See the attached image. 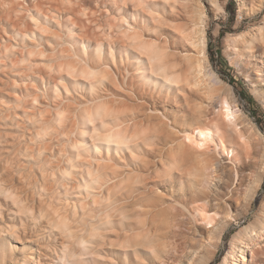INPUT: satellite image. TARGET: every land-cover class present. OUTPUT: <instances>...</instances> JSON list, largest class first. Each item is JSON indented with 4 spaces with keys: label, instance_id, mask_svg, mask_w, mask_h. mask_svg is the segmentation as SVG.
<instances>
[{
    "label": "rangeland",
    "instance_id": "obj_1",
    "mask_svg": "<svg viewBox=\"0 0 264 264\" xmlns=\"http://www.w3.org/2000/svg\"><path fill=\"white\" fill-rule=\"evenodd\" d=\"M196 1L0 0V264H17L21 252L37 247L42 263L68 264L60 258L66 233L54 219L77 193L72 224L97 252L77 264H136L118 244L137 233L145 241L151 232L148 242L164 250L156 259L143 252L151 246L143 247L141 264H190L199 252L193 264H222L239 232L253 234L260 223L254 254L227 264H264V79L256 76L258 68L264 73V0ZM152 52L154 66L182 77L197 62L201 95L137 78L139 62L147 66L145 53ZM223 100L243 117L238 130L246 140L233 138L241 160L229 164L215 134L222 163L205 191L207 209L189 190L188 172H176L167 155L197 134L196 124L220 123ZM155 116H164L167 133ZM105 131L119 132L120 142L96 138ZM99 142L118 148L98 156L92 145ZM81 147L88 153L78 156ZM76 162L85 165L70 175ZM44 180L52 192L44 191ZM209 209L226 226L211 245ZM229 214L235 220L227 221Z\"/></svg>",
    "mask_w": 264,
    "mask_h": 264
},
{
    "label": "bare ground",
    "instance_id": "obj_2",
    "mask_svg": "<svg viewBox=\"0 0 264 264\" xmlns=\"http://www.w3.org/2000/svg\"><path fill=\"white\" fill-rule=\"evenodd\" d=\"M194 1H196V0H194ZM196 2L199 3V1H196ZM7 7H8V5H7ZM4 21H6V20H4ZM192 27H194V26H192ZM189 28H190V26H189ZM198 29H200V27H198ZM54 36H55V34H53L52 38H54ZM17 37H18V35H17ZM89 37H91V36H89ZM202 43H203V41H202ZM141 45L145 46V45H147V42L143 41V42H141L140 46ZM203 46H204V44H203ZM190 48H193L192 45H191ZM169 50H171V49H169ZM145 54L147 55V58L145 60L147 61L148 65L145 66V64H143V62H139L140 66H139L138 70L135 72V76L137 78H139L141 80H148V81H153V82H161V83H163L165 85H168L170 88L175 87L177 92L182 93V94H187L188 96H191V95L197 96V95H199L201 93L200 92L201 88H200V84H199V80L200 79L198 80V74L201 71H200V67L196 64L197 62L195 63V65H191L189 67V72L187 74H185L184 77H182V73L181 72L172 73V72H168V70H167V68L165 66H154L152 63L155 61L156 56H155V54L153 52L150 53V54H147V53H145ZM196 54H195V56H196ZM138 58H141V57L138 56ZM199 62H200V65L203 66V64H201L202 61H199ZM68 66L72 70H75L73 65H68ZM202 69H204V68H202ZM256 71H258L257 74H256L257 78L258 79H261V78L264 79L263 71L260 68H258V70H256ZM82 72H84V71H82ZM203 74H205V73H202V75ZM203 80H204V78H203ZM30 81H32V80H30ZM205 96H206V93H205ZM75 102H76V100H75ZM185 102L188 103V98H185ZM205 104H207V103H205ZM216 110H218V109H216ZM219 111L221 113L220 116H222V121L220 123L213 124V125L210 124L211 127H201L198 124H196L197 125L196 126L197 134L196 133L195 134L192 133V134H189L188 136H185L184 137V142H180V143H178L176 145L175 148H171L169 153H168V155H167L169 157V160H171V162H172V168L174 170H176V172H178V171L180 172L181 170H186V172H188L187 173V175H188L187 176L188 177L187 178V186H188L189 190L194 193L193 194L194 197L198 198L197 201L202 202L204 204L203 207H205L207 209H208V207L210 208L212 206L211 205L212 201L210 200L209 196L205 193V191L209 190L210 186L212 185L213 181L215 180L217 168H218L219 163L221 162V161H219V160H217L215 158V156H218V152H217V149H216V142L214 140L215 134H217V132L220 133V151H221L220 154H221V157H222L223 160H228L229 164L236 163L237 161L241 160L238 148L237 147L235 148V146L232 144L233 143V138L237 136L239 138L240 142L244 139V138L243 139L241 138L240 131L238 130V122L239 123L241 122V121H238L241 118L239 113H238V111L237 110H233V107L231 106V104L227 100H223L222 101V103L219 106ZM97 112H98V110H97ZM197 113H198V110L196 108V105L194 104L193 107H192V115H193V117L196 116ZM215 114H217V113H215ZM90 117H91V114L89 113L88 114V118H90ZM155 120L157 121L156 124L164 132H166L167 131V128H166L167 127V123L164 121L165 120L164 116L163 117L155 116ZM205 121H206V119H205ZM214 130H215L216 133H214ZM81 134H82V132H81ZM60 135H62V134H60ZM166 136L168 137V135H166ZM66 137H68V136H66ZM96 138L99 139V140H106V139L109 140V141L112 140L114 142H117L116 140H118V142H120V139H121L119 132H117L116 134H106V131H105V133L103 135L97 134ZM244 140H246V139H244ZM193 145H196L197 148L196 147L195 148L197 150H200V151H197L193 147ZM243 145H245V144H243ZM111 147L116 148L115 150H117L118 145L117 144L110 145L108 143L107 144H103V143L99 142L97 144H93L92 145V151H93V153L95 155L100 156L99 154H101V150L105 148V150L107 152V155L109 156L110 155L109 151H110ZM81 153H83V154L86 153L87 154L88 152H87V150L85 148L81 147L80 152H78L77 155L79 156ZM198 160L201 161V165L198 163L199 162ZM83 165H85V163H83V164H81L80 162L79 163L76 162L75 164L72 163L69 166V168H68L69 174L70 175L78 174L80 172L81 166H83ZM235 166H234V168H235ZM174 185H175V183H174ZM43 187H44V191L48 192V193L52 192V190H53V185L51 184V181H48V180H44L43 181ZM1 190L3 191L4 188H2ZM77 194H75V195H73L71 197L68 196V197L65 198L64 204H62V206H60V208L56 210V216H55V219H54L55 225L58 228H61L66 233L67 240L64 237H62L64 239V241L62 240L63 243L61 245L62 250L60 252V258L63 261H67L68 264H77V262H79L80 260L84 259V258H81L82 256H84V255H94V254L97 253L96 249L91 244V241L88 240V239H85V238H80L78 236L77 227L75 226V223L72 224L73 219H71V218L72 217L74 218V214H73V216H72V214H70V212L72 211L71 208H70L71 207L70 204L73 206V209H75V207H76L75 205L77 204L76 202L79 201V198H80V196L77 195ZM199 208H200V206H199ZM201 210H202V208H201ZM202 211H204V210H202ZM212 212L213 211L210 210V209L205 212V216H206V221L205 222H206L207 225H209V226L211 225V230L208 233V235H209V241H208L209 245H211L212 239L215 236H220L225 231V228H226L224 222H223V225L219 224V222L215 218V216L217 214L212 213ZM197 215H198V213H197ZM226 220L227 221H232V220H235V218L231 214H229V215H227ZM153 225L155 226L154 223H153ZM155 228H157V226ZM262 229H263L262 223H260L259 226L256 227V229H253V234H251L248 231V228H245L242 231H240L238 236L234 240H232V242H231L230 249H229L230 250L229 251V257L225 258V260L223 261L222 264H227V259H229V258H230V260H238L241 263H244V261H245L244 260L245 251H249L252 254H254L253 243L257 242V240L259 238H261V234L258 233V232H259V230H262ZM140 235H141V233H137L136 235H133V236H126L125 235L123 237V240H121L120 243L118 244L119 247H120L119 251L122 252V254H123L125 259H132L133 263L141 264L139 261H141V259H143L142 254H141V252L143 251L142 250L143 247L151 246L150 251H148V252L143 251V252L146 253V254H149V255H151V257L157 259L158 258V253L164 250V246L163 245H152L153 243L148 242L149 238L152 239L154 237V233H152V232L147 234L148 236H146L147 238H146L145 241L143 239H141ZM78 239H80V240H79V243L77 244V250H75L74 246L76 245ZM165 244H166V242H165ZM242 247L245 248V250H243ZM114 248H115L114 243H110L111 252L114 251ZM24 249L25 248L23 247L21 251H24ZM199 254H201V253L199 252ZM199 254L195 253V254L190 256V264H193L194 262H197L199 260ZM42 255H44V254H42ZM20 256H21L20 258L16 259V263L17 264H45V263H42V261H41V258H40L41 257V251L39 250L38 247L35 250L28 251L25 254H23L21 252Z\"/></svg>",
    "mask_w": 264,
    "mask_h": 264
},
{
    "label": "trees",
    "instance_id": "obj_3",
    "mask_svg": "<svg viewBox=\"0 0 264 264\" xmlns=\"http://www.w3.org/2000/svg\"><path fill=\"white\" fill-rule=\"evenodd\" d=\"M230 82L232 83L233 86H235L236 89L240 88V85H239V83L237 81H234L233 79H231ZM248 102H249V104H252V101H251L250 98H248Z\"/></svg>",
    "mask_w": 264,
    "mask_h": 264
}]
</instances>
